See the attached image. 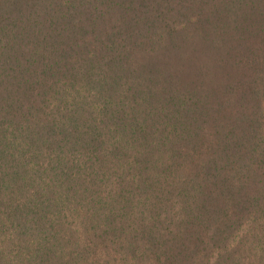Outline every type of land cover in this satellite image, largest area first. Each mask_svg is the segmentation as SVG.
Wrapping results in <instances>:
<instances>
[{"label":"trees","instance_id":"16d2710c","mask_svg":"<svg viewBox=\"0 0 264 264\" xmlns=\"http://www.w3.org/2000/svg\"><path fill=\"white\" fill-rule=\"evenodd\" d=\"M0 264H264V0H0Z\"/></svg>","mask_w":264,"mask_h":264}]
</instances>
